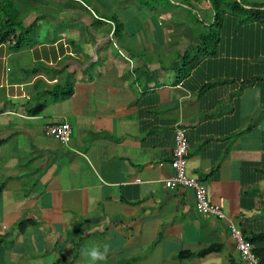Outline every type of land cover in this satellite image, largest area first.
<instances>
[{
  "label": "crops",
  "instance_id": "1",
  "mask_svg": "<svg viewBox=\"0 0 264 264\" xmlns=\"http://www.w3.org/2000/svg\"><path fill=\"white\" fill-rule=\"evenodd\" d=\"M9 1L33 44L0 43V264H85L104 242L98 264H249L230 224L264 264V31L243 24L264 3L238 0L211 56V0ZM63 123L68 145L46 134ZM177 124L226 218L166 187Z\"/></svg>",
  "mask_w": 264,
  "mask_h": 264
},
{
  "label": "built area",
  "instance_id": "2",
  "mask_svg": "<svg viewBox=\"0 0 264 264\" xmlns=\"http://www.w3.org/2000/svg\"><path fill=\"white\" fill-rule=\"evenodd\" d=\"M46 134L54 137L64 145H68L71 140L72 128L70 124H55L46 129ZM174 148L170 161L173 175L165 181L166 187L175 189L177 187H190L194 190L196 210L202 216H217L226 218L222 210L212 204L208 198V188L197 178L191 177L187 172V161L189 151V141L186 129L177 124L174 128ZM231 236L234 239L242 260L249 264H258L259 259L253 253V244L246 239L242 231L234 224H230Z\"/></svg>",
  "mask_w": 264,
  "mask_h": 264
},
{
  "label": "trees",
  "instance_id": "3",
  "mask_svg": "<svg viewBox=\"0 0 264 264\" xmlns=\"http://www.w3.org/2000/svg\"><path fill=\"white\" fill-rule=\"evenodd\" d=\"M212 8L215 12L214 20L215 22L207 26V34L200 37L199 48L203 52L210 51V55L214 56L217 51L216 47L222 41L220 37V29L223 31H231L230 24H223L224 15H236L241 12V1L238 0H211ZM243 24L245 30H250V23H258L259 28L264 31V9H251L243 10ZM241 23L238 24V29L240 28ZM19 27L20 31H16L15 28ZM116 31H118V24H116ZM27 29L23 27L21 21L18 20L17 10L11 4L9 0L0 1V43H6L10 45L12 50H19L23 47L30 46L33 42L28 41L27 39ZM192 67H188L187 71L190 72ZM261 80H264V70L260 72ZM65 90L63 97H69L71 95L72 89L60 88Z\"/></svg>",
  "mask_w": 264,
  "mask_h": 264
},
{
  "label": "clouds",
  "instance_id": "4",
  "mask_svg": "<svg viewBox=\"0 0 264 264\" xmlns=\"http://www.w3.org/2000/svg\"><path fill=\"white\" fill-rule=\"evenodd\" d=\"M109 251V243H93L81 250V256L84 258L85 264H98V262L106 260Z\"/></svg>",
  "mask_w": 264,
  "mask_h": 264
},
{
  "label": "rangeland",
  "instance_id": "5",
  "mask_svg": "<svg viewBox=\"0 0 264 264\" xmlns=\"http://www.w3.org/2000/svg\"><path fill=\"white\" fill-rule=\"evenodd\" d=\"M119 0H112V2L114 3V4H117V2H118ZM131 1H135V2H139V3H142V4H147L148 6L149 5H152V6H154V8L157 10V12L159 13V9L161 10V8L162 7H166V3H164L162 0H131ZM245 1H249L250 3H251V1H253V0H245ZM260 3H264V0H260L259 1ZM263 6H264V4H263ZM149 8H151V6H149ZM167 8L168 9H164V10H168L169 11V14L168 15H170V11L173 13V12H175L177 15H176V17L174 16V19L177 21V19H179L178 17H179V14L181 13L180 11H182V10H180V9H177V8H173V7H169V6H167ZM154 9V10H155ZM262 9H264V7L262 8ZM28 13H29V11H22L21 13H20V16H19V19L20 20H23L24 19V17H26L27 15H28ZM107 13V12H106ZM191 20L193 21L194 20V17H192L191 18ZM212 23H214V19H212ZM148 53H150V52H148ZM155 59V58H154ZM166 63V62H165Z\"/></svg>",
  "mask_w": 264,
  "mask_h": 264
}]
</instances>
